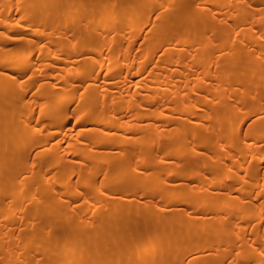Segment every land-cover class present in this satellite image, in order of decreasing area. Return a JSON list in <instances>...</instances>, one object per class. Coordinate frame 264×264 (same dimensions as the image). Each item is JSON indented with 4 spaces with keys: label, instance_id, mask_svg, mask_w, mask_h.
I'll return each mask as SVG.
<instances>
[{
    "label": "bare ground",
    "instance_id": "obj_1",
    "mask_svg": "<svg viewBox=\"0 0 264 264\" xmlns=\"http://www.w3.org/2000/svg\"><path fill=\"white\" fill-rule=\"evenodd\" d=\"M0 264H264V0H0Z\"/></svg>",
    "mask_w": 264,
    "mask_h": 264
}]
</instances>
